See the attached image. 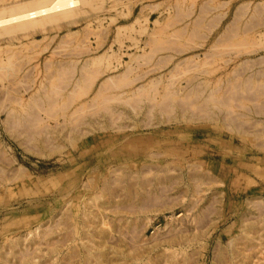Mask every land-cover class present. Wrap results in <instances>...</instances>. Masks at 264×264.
Returning <instances> with one entry per match:
<instances>
[{
  "label": "rangeland",
  "instance_id": "1",
  "mask_svg": "<svg viewBox=\"0 0 264 264\" xmlns=\"http://www.w3.org/2000/svg\"><path fill=\"white\" fill-rule=\"evenodd\" d=\"M16 1L27 2L28 0H0V7L7 6L9 2L14 3ZM5 3L7 5H4ZM99 5H101V8ZM98 6L100 11L98 9L88 10L87 7V11L89 12H87L86 15H81L80 17L78 16L75 20L76 23L65 25L63 22L59 27L49 28L48 32L29 34V37L31 36L32 40H30L31 37L29 38L26 36L27 38H18L17 35L16 38H13L14 40L12 39L9 41L11 43L7 42L6 39L0 40V50L2 49L1 51H6L8 49L10 52L6 53L11 54L14 52L13 54L16 59L14 57L13 58L17 66L16 70L19 69L18 75H20V79H24L19 84V87L15 88V91L11 92V90H9L8 94L10 93L9 95L12 97H20L21 99L25 100L29 95L37 92L38 86L43 79L44 74L53 71L54 68H58L55 66H67L65 71L69 72H64L63 75L65 77H70L73 74L75 79L80 78V87L82 86L81 89H79L80 87L77 89L78 93L76 92L74 96L71 95L74 98H72L73 100L71 103L66 106L68 109L66 112L70 114L76 105L90 102L89 100L97 91L99 86L105 80L110 79L111 77V80L108 81V84L110 81H113L112 79H114V82H110L112 84L108 86V88L111 90L115 88L113 90L114 92H116L117 89V91L120 93L123 92L122 96L129 97L128 103H123L122 101L121 103L123 104L117 103L119 108L120 106L122 107L121 113L119 114L121 118L114 124L115 127L121 126V128L126 133L134 134L137 132L143 137H147L149 133L154 131H168L169 133L171 132V134L168 135V139H170L171 143H174L173 145H175V142L179 139L184 142V151L186 149L185 146H187L186 143L190 145L187 147L193 149V147L197 146L194 145V139H206L208 138L209 132H215H212V134L210 133V135L215 137L214 139H217V141L225 143L229 140V136L232 134L236 135L235 137L241 136L245 139V142L243 143L244 145H241L240 147H238L236 141L234 142V146H237L238 148L244 147L245 150H247L245 152V157L249 158L251 153L255 158L264 159V107L260 106V104H247L249 105V110L248 108L244 110L236 109L235 113L238 114L239 118L236 116L237 119L234 122L235 124L228 123V121L216 122L215 120H207L208 122L194 119L188 120L186 122L174 120V111L170 107H165L161 113L159 112L158 108L154 109L153 111H146V113L143 111L142 114H138L140 115L138 119L141 120V123H136V120L133 122L128 121L126 124L125 122H122V117H124L126 114H130L132 112V116H135L134 114L136 112V106H147L149 104L153 105L155 103H159L160 100L158 97L160 94H162V90L166 88V90H169V88L174 89L180 86L184 88L187 84H189V81H205L213 84V82L215 83L217 81L216 79L218 78L220 81L217 82L223 83L224 85L225 80L228 77L232 80L235 79V81H238V83L239 81L240 83L244 82L243 85L247 83L246 81L252 85L254 83H263L257 87L261 89L263 88L262 92H264V0H102L100 4H97V7ZM64 43H66V45ZM1 57L6 60L5 56L1 55ZM97 57H99L98 62H102H99L96 65H90L89 68L82 70L81 73L78 71L80 66L82 67L86 64L89 65L91 60ZM45 62L46 65H44ZM60 62H62L63 65L62 63L60 64ZM71 67L73 68L72 70ZM180 72L185 73L182 74ZM94 75L96 77H94ZM34 76H36V78ZM116 78L117 80L115 81ZM191 78H193V80ZM88 79L90 81H88ZM69 83H71V81H69ZM156 83L159 84L156 85ZM153 86H156V89ZM2 89L3 88H1L0 85V93L4 92ZM140 90L142 92H140ZM131 91L138 93L137 95H130ZM248 92L250 93L251 91ZM8 94H6V96L0 95V101L2 97L3 99H7ZM68 95L69 94L66 96ZM133 96H138V99L135 101ZM262 100L264 101V96ZM118 102H120V100ZM128 106H130V109ZM134 107L136 108L134 109ZM194 108L195 107L191 108L192 111ZM63 109L61 110L59 106H55L52 110H50L51 112L49 111L50 114H48L49 112H45V110L40 108L39 111L36 109V115L37 118H41L40 120H43L45 124L52 125L55 122H62L63 118L61 112L65 111H63ZM3 118L4 115L1 112L0 158L2 160L5 159V161L0 162V166L6 168L5 173L8 176L7 177L5 175L6 178L12 179L15 178L13 177L15 175L16 180L15 184L12 182L9 186L10 189L8 191H11V196L8 194V191L5 192L7 195V202L5 201L6 210H4L5 212L2 211L0 214V227L4 223H7V219H11L15 222H18L20 219L25 220L24 222L21 221V224H14L13 231H11V234L9 235L7 233V235L8 237L10 236L9 238L14 236V238L11 239L13 241H15L14 239L18 237V234H22V236L25 237L26 241L28 242L34 238L38 239L37 244L34 246L35 248H28L27 245H25L26 241L22 247L24 253H31L29 256L32 257L29 259H31L33 262L35 261V263H37L39 261L45 260V264H54L55 262V264H57L58 256L61 255V252L62 254H66L67 252L70 255L74 253L73 256L75 258L72 260V262L66 261L64 264H168L165 258V256L168 255L172 256L171 259L174 257L175 261H180L182 258L183 264H245L246 259L243 261L244 256L241 255V253H246L247 251V256H249L248 259L250 258L252 260V257H254L252 261L250 260L252 264H264V236H262L264 235V225H262L264 224V192H262L260 195L251 193L256 189L259 182L255 176L250 174L245 176L243 174V176L241 175L234 183L230 182L231 187L233 188L234 186L233 190H231L235 191L234 194H229L228 191L224 192V189L230 187V185L227 186L228 181L225 180V178H223V183L215 182L212 177L213 175H211L213 173L203 168L200 169L198 174H202L203 171H208L209 176L211 175V180L214 182L211 180L208 181L206 179H202L199 176L194 177L192 183L194 186L192 187L187 186V184L182 181L183 179H180L181 182L178 180L163 182V177L166 175L172 177L175 176L174 178H180L181 174H189L188 170L185 168L186 164H183L180 160H174L171 158L170 160H167L166 165L169 168L167 172H160L159 170L155 171L154 168L156 167L154 166L156 165L153 166V170L145 171L146 175L144 172L138 175L135 171H131V168L118 169L116 166V168H110L108 171L114 176L112 181V185L114 187L109 186L108 189L105 188L106 190L104 189L103 191H100V189L97 187L90 188L85 186L84 189H82V197L79 200L71 201L69 198L72 196V194L69 195V198H60L57 196V194H55L57 193L61 182L54 183L56 182V178L54 179V177L67 172L66 170L69 168H66L63 166V164L67 158L70 156H75L81 150V142L78 141L72 148L65 147L64 150H54L50 154L39 156L33 153V150H31L29 145L28 147L30 149H25L26 147L18 145L16 140L12 139L5 132V125L2 122ZM75 118L78 123H80V116ZM76 120H74L73 127L75 125L76 127L74 128H77L79 131H83V128L81 129L80 126H77V122L75 123ZM42 125L43 124L40 123L38 126L42 127ZM234 127L240 128V134L229 131ZM185 132L189 135H186ZM177 134L178 136H176ZM150 136L155 139L154 135ZM234 140H237V138ZM207 146H212V144ZM207 146L201 148L199 152L205 150ZM196 149L198 150V147H196ZM151 150L152 152H157L156 149ZM218 150L221 151V149ZM146 159L144 162H150L148 159ZM85 161L86 160H82L79 161V163H84ZM251 163L254 164L255 160H252ZM210 164V167L213 165L215 168L222 167L223 170H226L227 172H235L236 170L231 165L223 164L221 162L210 161ZM162 167L164 168V166ZM117 169L119 172H117ZM195 174H197V172H195ZM87 175L88 174L86 171L81 172V174L79 173V177L82 181L86 180ZM26 176H29L33 179L42 178L45 180L43 181V185H45V189H43L44 191L42 192L43 194L32 200H30V198L34 197H26L23 194L24 190H21L22 182L24 181L26 183L28 181ZM145 179L149 181H146ZM161 179L162 182L159 181ZM70 181V177L67 176L63 183L67 184ZM142 182L144 183L142 184ZM140 183L144 188L142 186L140 187ZM128 185L130 186L129 189L131 190L128 189ZM261 185V187L264 188V184ZM213 188H216L218 191L217 195H215V193L210 190ZM106 191L107 193H105ZM141 193H145V197L140 201L142 202V205L138 207L137 199H139V195ZM133 194L135 196H132ZM115 195L118 197V200ZM239 195L240 197H238ZM256 196L259 197L255 198ZM149 200L151 202L155 200V202L151 203ZM87 202L89 203L86 204ZM228 208L233 211L232 217L229 219V221L227 220L226 222H219V224H216L219 219L218 217H223L227 214ZM10 209L11 211H9ZM208 209L210 211H208ZM107 210L109 211L107 212ZM94 211H96V214ZM74 213H77V215L79 214L76 216V219L79 221H77L79 228L78 226H75L76 219L73 216ZM212 213L214 214L212 215ZM239 215H244L245 218L242 219L241 225L240 219L238 218ZM94 216L96 218H93ZM83 218L86 220L85 225L80 224L82 223ZM89 219H92L90 222L91 224L89 223ZM101 219L103 222L102 225L104 226L99 227L101 229L93 228L94 225L96 226V223ZM244 220L248 224L242 225L245 223ZM41 222H43L45 226L39 228V224ZM213 223L217 226L216 229L212 227L214 226ZM185 224H189V226L191 225L190 227L192 230L186 231L184 229ZM59 225L61 227H59ZM249 225H252V227ZM179 227L183 228L184 230L182 229L181 232V229L178 230ZM248 228H251V230ZM42 229H47L53 234L51 236L53 238L48 241L49 243L47 240H44V242L42 237L38 236L44 235L48 232H45ZM54 229L55 232H53ZM174 230L176 231L173 232ZM177 230L179 233H177ZM57 231L59 232L57 233ZM60 231L63 234L60 233ZM120 232H123L124 234H121ZM92 233H95L96 235ZM101 233H104L107 237L105 239L106 242L103 243L105 249L103 257H99L100 261L98 260L99 258H95L93 260L91 259L88 261L89 263L87 260H82V257L85 256L83 254L85 249L94 248L96 246L101 248L99 239ZM119 235H121L122 238ZM199 235H202L201 239L194 240V238ZM257 236L260 238H257ZM61 237H63V239ZM109 237L110 239H108ZM125 237L127 238V241ZM249 237H253L252 240H249ZM116 238L119 241H117ZM171 238L176 240L180 239L179 241H181L182 246H167L168 244L166 245V243ZM55 239L61 243V245L57 241H54ZM91 239L94 240L91 242L88 241ZM247 240L249 241L247 242ZM60 241L64 242L62 243ZM94 241H96L95 244ZM112 242H114L113 246H111V244H113ZM127 242H129V244ZM52 244L57 246L56 251L58 253L54 252L50 254L48 247L50 245L52 246ZM241 244L245 247H243ZM38 245L40 247H38ZM111 249L114 250V252ZM117 249L121 252H118ZM252 250L256 251V254L259 257L257 256L256 258V254ZM72 251L74 252L72 253ZM172 251L173 253H171ZM233 253H236V256L239 254L237 259H235V256V258L232 256L234 255ZM78 255L80 259L79 257H76ZM51 258L54 260L52 259V261ZM104 258H107V260L104 261ZM177 258H179V260H177ZM16 262L17 261L11 257L7 261L8 264H16ZM1 263L2 262L0 261V264Z\"/></svg>",
  "mask_w": 264,
  "mask_h": 264
},
{
  "label": "bare ground",
  "instance_id": "2",
  "mask_svg": "<svg viewBox=\"0 0 264 264\" xmlns=\"http://www.w3.org/2000/svg\"><path fill=\"white\" fill-rule=\"evenodd\" d=\"M21 1V0H20ZM3 2V1H2ZM102 0H31V1H16L14 3H10L7 5L6 3L4 5L7 6H2L0 7V40H7V42L11 41L13 38H18L21 37H29V34H34L38 32H48L49 28H54V27H59L63 22L64 24H71V23H76V18L81 15H86L87 12V7L88 10L92 9H98L99 6L101 8V5L97 7V4H100ZM176 3V2H175ZM3 4V3H1ZM175 6V5H174ZM216 6V5H215ZM114 8V7H113ZM260 8V7H259ZM167 9V8H166ZM181 10V9H180ZM256 10V9H255ZM96 11V10H94ZM100 11V10H99ZM151 11V10H150ZM202 13V12H201ZM176 17V16H175ZM86 20V19H85ZM100 20V19H99ZM202 20V19H201ZM200 20V21H201ZM195 21V20H194ZM138 22V21H137ZM173 22V21H172ZM157 24V23H156ZM175 24V23H174ZM163 25V24H162ZM101 26V25H100ZM168 26V25H167ZM185 26V25H184ZM194 26V25H193ZM207 28V27H206ZM117 30V29H115ZM164 30V29H162ZM161 30V31H162ZM210 30V29H209ZM145 31V30H144ZM190 32V31H189ZM192 33V32H191ZM150 34V33H149ZM154 34V33H153ZM189 34V33H188ZM232 34V33H231ZM17 35V36H16ZM71 35V34H70ZM153 36V35H152ZM228 36V35H226ZM31 37V36H30ZM29 37V38H30ZM117 37V36H116ZM225 37V36H224ZM244 37V36H243ZM27 38V37H26ZM84 38V37H83ZM224 39V38H223ZM243 39V38H242ZM14 40V39H13ZM16 40V39H15ZM32 40V37L31 39ZM35 40V39H34ZM68 40V39H67ZM117 40V38H116ZM252 40V39H251ZM26 41V40H25ZM148 41V40H147ZM156 41V40H155ZM6 42V41H5ZM66 42V41H65ZM114 42V41H113ZM11 43V42H9ZM68 43V42H67ZM165 43V42H164ZM171 43V42H170ZM229 43V42H228ZM248 43V42H247ZM29 44V43H28ZM66 45V43H64ZM225 44V43H224ZM159 45V43H158ZM249 45V44H248ZM260 45V44H259ZM5 46V45H4ZM8 46V45H7ZM1 47V46H0ZM9 47V46H8ZM35 47V46H34ZM220 47V46H219ZM226 47V46H225ZM224 47V48H225ZM232 47V46H230ZM263 47V46H262ZM7 48V47H6ZM10 48V47H9ZM19 48V47H18ZM22 48V47H21ZM190 48V47H189ZM217 48V47H216ZM221 48V47H220ZM233 48V47H232ZM65 49V48H64ZM212 49V48H211ZM223 49V48H222ZM242 49V48H241ZM246 49V48H245ZM244 49V50H245ZM2 50V49H1ZM0 50V85L2 90L4 92H1L0 95L6 96L8 94V91L11 90L15 91V88L19 87V84L24 80L20 79V75H18V70H16L17 66L15 64L14 60V52L9 54L6 52H10V50L6 51H1ZM79 50V49H78ZM20 51V50H19ZM27 51V50H26ZM62 51V50H61ZM18 52V51H16ZM79 52V51H78ZM182 52V51H181ZM19 53V52H18ZM23 53V52H22ZM211 53V52H210ZM21 54V53H20ZM74 54V53H73ZM212 54V53H211ZM1 55L5 56V59L1 57ZM19 56V55H17ZM63 56V55H62ZM14 57V58H13ZM214 57V56H213ZM98 58H93L91 60V63L88 65L80 66L78 71L80 73L82 70H85L86 68H89L90 65H96L98 62ZM102 58V57H101ZM107 58V56H106ZM109 58V57H108ZM16 59V58H15ZM50 60V59H48ZM88 60V59H87ZM18 61V60H17ZM27 61V60H26ZM25 61V62H26ZM53 61V60H52ZM150 61V60H149ZM249 61V60H248ZM28 62V61H27ZM49 62V61H48ZM47 62V63H48ZM54 62V61H53ZM145 62V61H144ZM50 63V62H49ZM48 63V64H49ZM56 63V61H55ZM59 63V61H58ZM62 62H60L61 64ZM146 63V62H145ZM261 63V62H260ZM18 64V63H17ZM46 65V62L45 64ZM59 65V64H58ZM63 65V63H62ZM101 65V64H100ZM205 65V64H204ZM254 65V64H253ZM185 66V65H184ZM201 66V65H200ZM203 66V65H202ZM47 67V66H46ZM45 67V68H46ZM58 67L57 69L54 68L53 71L47 72L44 74L43 79L41 80L37 92L34 94L29 95L25 100L21 99L20 97H12L11 95H7V99L1 98L0 101V110L4 115V118L2 119V122L4 123L5 127L4 130L5 132L14 140H16V143L22 147H26L25 149L29 148L28 145L31 147V150H33V153L39 156H44L46 154H50L51 152L55 151H60L64 150L66 147H73L78 141L81 142L80 146V151L73 157L67 158L63 166L66 168L68 167L69 169L66 170L67 172L58 175L56 178V182L54 183H60V187L57 190V196L62 198L66 197L69 198V195L72 194V196L69 198L71 201L73 200H79L82 195L84 187H97L100 189V191H103L105 188L108 189L109 186H113L112 181H113V174L109 172L108 170L110 168H122V169H129L131 168V171H135L138 175L142 174L145 171H151L154 170L157 171L159 170L167 172L169 170L167 164V160H170L171 158L174 160H180L182 161L183 164H186L185 168L188 170V175L186 174H181L180 178L179 177H172V176H164L163 177V182L167 181H174L180 179L187 184V186H194L193 180L194 177L199 176L202 179L206 180H211L212 178L210 177L213 175V180L218 183H223L224 179L227 180V186L230 185V187L224 189V192H229V194H234L235 191L231 187L230 182L234 183L241 175L243 174L246 176L247 174L253 175L259 180L258 185L254 191L251 193L258 194L260 195L262 192H264V188H262L261 184H264V159L263 158H255L253 157V154L250 153V157H245V150L244 147L238 148L241 145L243 146L245 139L241 136L232 135L229 136V140L225 142L217 141V139H214L215 137H212L210 133H208V138L206 139H194V145H197L198 150L196 147H193L191 149L188 143L185 149L183 150V143L181 139L177 140L175 145L174 143H171L170 139H168V135L171 134L168 131H154L149 133L147 137H143L140 133L135 132L133 133H126L121 126L115 127V122L119 120L120 113H121V106L120 108L118 107L119 105L117 103H128L129 97H124L122 96L123 92H119L116 89V92L113 90L109 89L108 86H110L114 82L110 81L108 84V81L111 80L107 79L105 80L97 89V91L92 95L91 99L89 100L90 102L88 103H80L76 105V107L71 111L70 114L66 112L67 105L71 103L73 100L72 96L75 95V93H78V88L80 87V78L75 79L73 74L69 76H64V72L68 73L65 71L66 67L62 66H55ZM22 68V67H21ZM20 68V69H21ZM107 68V67H106ZM189 68V67H188ZM240 68V67H239ZM47 69V68H46ZM73 68L71 67V70ZM152 69V68H151ZM150 69V70H151ZM16 70V71H15ZM94 70V69H93ZM97 70V69H96ZM196 70V69H195ZM202 70V69H201ZM245 70V69H244ZM258 71V70H257ZM31 72V71H30ZM93 72V71H92ZM176 72V71H175ZM187 72V71H186ZM193 72V71H192ZM198 72V71H197ZM262 72V71H261ZM90 73V72H89ZM94 73V72H93ZM92 73V74H93ZM177 73V72H176ZM182 73V72H180ZM185 73V72H183ZM182 73V74H183ZM175 74V73H174ZM23 75V74H22ZM79 75V74H78ZM83 75V73H82ZM122 75V74H121ZM120 75V76H121ZM234 75V74H233ZM81 76V75H80ZM124 76V75H123ZM180 76V75H179ZM26 77V76H24ZM23 77V78H24ZM36 78V76H34ZM82 77V76H81ZM86 77V76H85ZM94 77H96L94 75ZM109 78V77H108ZM233 78V77H232ZM251 78V77H250ZM172 79V77H171ZM193 80V78H191ZM247 79V78H246ZM245 79V80H246ZM34 80V79H33ZM117 78L115 79V81ZM120 80V79H118ZM170 80V79H169ZM174 80V79H173ZM217 81H220V79H216ZM250 80V79H249ZM37 81V80H36ZM71 81V83H69ZM84 81V79H83ZM88 81H90L88 79ZM160 81V80H158ZM195 81V80H194ZM194 81H189V84H187L184 88L183 87H177V88H169V90H162V94L158 97L159 103L155 104H149V105H140L139 107L136 106V112L135 116H132V112L130 114L124 115L122 122L126 124V122H133L136 120V123H141V120L138 119L140 115L142 114L143 111H153L154 109H159V112H163V109L165 107H170L174 111L173 118L174 120H179V121H188L191 119L194 120H204V121H218V122H225L228 121V123L233 124L235 120L237 119L236 116L238 117V114L235 113L236 109H246L248 108L249 105L251 104H260V106L264 107V101L262 100L264 96V92H262L263 88H259L257 86H260L261 84L254 83L253 85L250 84L248 81L247 83L243 85V83H238V81L229 79L228 77L225 80V84L219 83V82H213V84H210V82H205V81H200V82H194ZM210 81V80H209ZM122 82V81H121ZM125 82V81H123ZM155 82V80H154ZM82 83V82H81ZM85 83V81H84ZM118 83V82H117ZM151 83V82H150ZM32 84V83H31ZM107 84V85H106ZM116 84V83H115ZM120 84V83H119ZM117 84V85H119ZM131 84V83H130ZM159 84V83H158ZM156 83V85H158ZM256 84V85H255ZM150 85V84H148ZM155 85V84H154ZM167 85V84H166ZM169 85V84H168ZM174 85V84H172ZM171 85V86H172ZM86 86V85H84ZM122 86V83H121ZM179 86V85H178ZM82 87V86H81ZM81 87L79 89H81ZM116 87V86H115ZM145 87V86H144ZM151 87V86H150ZM156 89V86H153ZM13 88V89H12ZM119 88V87H118ZM121 88V87H120ZM87 89V87H86ZM146 89V88H144ZM18 90V89H16ZM150 90V89H149ZM148 90V91H149ZM153 90V89H152ZM23 91V90H22ZM36 91V90H35ZM81 91V90H80ZM147 91V92H148ZM178 91V93H177ZM248 91H251L250 93ZM84 92V91H83ZM131 91L130 95H137L138 92H133ZM140 92H142L140 90ZM156 92V91H154ZM80 93V92H79ZM21 94V93H20ZM69 94L68 96H66ZM143 94V93H142ZM72 95V96H71ZM155 95V94H154ZM77 96V94H76ZM75 96V97H76ZM82 96V94H81ZM135 98V101L138 99V96H133ZM132 97V98H133ZM5 100V101H4ZM120 100V102H118ZM152 100V99H151ZM139 101V100H138ZM137 101V102H138ZM155 101V100H153ZM157 101V100H156ZM121 103V104H123ZM140 103V101H139ZM250 103V104H249ZM142 104V103H141ZM148 104V103H147ZM249 104V105H247ZM262 104V105H261ZM127 105V104H126ZM60 107L61 110L63 109L64 112L62 113V122H55L52 125L45 124L43 120H40L41 118H37L36 115V109L39 111L40 108L42 110H45V112H49L50 110L53 109V107ZM130 106H128L129 108ZM192 107H195L194 110L192 111ZM127 108V110H128ZM144 108V109H143ZM130 109V108H129ZM133 109V108H132ZM57 110V108H56ZM249 110V108H248ZM247 110V111H248ZM172 111V112H173ZM0 112V113H1ZM51 112V111H50ZM50 112L48 114H50ZM53 112V111H52ZM60 112V111H59ZM130 112V111H129ZM158 112V111H157ZM39 113V112H38ZM149 113V112H148ZM169 113V112H168ZM239 113V112H238ZM53 114V113H52ZM46 115V114H44ZM123 115V114H121ZM160 115V114H159ZM80 116V123L76 120L75 117ZM147 116V115H145ZM49 117V116H48ZM160 117V116H159ZM167 118V117H166ZM239 118V117H238ZM75 123L77 122V126H80L81 129L83 128V131H79L73 124L74 120ZM149 119V118H148ZM79 120V119H78ZM143 120V119H142ZM119 122V121H118ZM121 122V121H120ZM191 122V121H190ZM208 122V121H207ZM43 124L42 127L38 126L39 124ZM151 123V122H150ZM144 124V123H143ZM235 124V123H234ZM114 125V126H113ZM128 125V124H127ZM141 125V124H140ZM38 126V127H37ZM136 126V125H134ZM239 126V125H238ZM126 127V126H125ZM240 128L234 127L233 129H230L229 131L231 132H237L240 134ZM166 130V129H165ZM179 130V129H177ZM255 131V130H254ZM130 132V131H129ZM179 132V131H178ZM177 133V132H176ZM215 133V132H213ZM230 134L229 132H227ZM250 133V132H249ZM186 134V132H185ZM188 134V133H187ZM186 134V135H187ZM248 134V133H247ZM150 135H154V138L151 137ZM189 135V134H188ZM205 135V134H204ZM217 135V134H216ZM244 135V134H243ZM254 135V134H253ZM150 136V137H149ZM178 136V134L176 135ZM221 137V136H220ZM237 138V140H234ZM253 139V138H252ZM184 140V139H183ZM188 141V140H187ZM215 141V142H214ZM237 142V146H234V142ZM209 144H212V146H207ZM204 146H207L205 150H202L201 152L200 149L204 148ZM259 146V145H258ZM262 146V145H261ZM76 147V146H75ZM211 147V149H210ZM257 147V146H256ZM30 149V148H29ZM75 149V148H74ZM151 149H156L157 152H152ZM218 149H221L218 150ZM254 150V149H253ZM6 154V153H5ZM1 156V155H0ZM148 159L150 162H144L145 159ZM146 159V160H147ZM191 159V160H190ZM0 158V162H4ZM86 160L84 163H79V161ZM252 160H255V163L252 164ZM210 161H215V162H221L223 164H229L232 167H234L236 170L234 171H226L223 170V168H218L213 165L210 167ZM178 162V161H177ZM1 164V163H0ZM8 164V163H7ZM152 164V167H151ZM156 165V166H154ZM161 165V166H160ZM3 166V165H2ZM113 166V167H112ZM116 166V167H115ZM149 166V168H148ZM154 166V167H153ZM164 166V168L162 167ZM158 167V168H157ZM161 167V168H160ZM8 168V167H7ZM65 168V169H66ZM160 168V169H159ZM206 169L209 170L211 173L210 176L208 174V171H203L202 174H198L200 169ZM5 167L0 166V214L2 211L6 210L5 206V201H6V194L5 192L10 189V184L13 182L15 184L16 176L14 175L12 179H8L5 177L7 174L5 173L6 170ZM117 169V170H118ZM115 170V169H114ZM22 171V170H21ZM86 171L87 172V177L85 181H82L81 178L79 177V173ZM116 171V170H115ZM193 171V173H192ZM119 172V170L117 171ZM187 172V171H186ZM197 172V174H195ZM223 172V173H222ZM13 173V172H12ZM11 173V174H12ZM225 173V174H224ZM115 175V174H114ZM119 175V174H118ZM117 175V176H118ZM129 175V174H128ZM135 175V174H133ZM132 175V176H133ZM146 175V174H145ZM69 176L71 181L67 184H64L63 181L64 179ZM131 176V177H132ZM8 177V176H7ZM28 178V181L25 183L24 181L22 182V191L24 190V195L26 197H34L30 198V200L35 199L39 197L42 192L45 189V185L42 178L40 179H33L29 176H26ZM25 177V178H26ZM142 177V176H141ZM160 177V176H159ZM162 177V176H161ZM124 178V175H123ZM134 178V177H133ZM198 178V177H197ZM250 178V177H248ZM18 179V178H17ZM137 179V178H136ZM21 180V179H20ZM146 180V179H145ZM251 180V179H249ZM67 181V179H66ZM116 181V179H115ZM119 181V180H118ZM117 181V182H118ZM122 181V180H121ZM142 181V180H141ZM149 181V180H146ZM162 182V179L159 180ZM158 181V184H159ZM196 181V180H195ZM200 181V180H199ZM212 181V180H211ZM212 181V182H214ZM248 181V180H247ZM68 182V181H67ZM116 182V183H117ZM123 182V181H122ZM121 182V183H122ZM128 182V181H127ZM145 182V181H144ZM142 182V184L144 183ZM181 182V181H180ZM207 182V181H206ZM28 183V184H27ZM149 183V182H148ZM217 183V184H218ZM12 184V185H13ZM115 184V183H114ZM134 184V183H133ZM151 184V183H150ZM205 184V183H202ZM209 184V183H208ZM215 184V183H214ZM121 185V184H120ZM216 185V184H215ZM118 186V184H117ZM140 183V187H141ZM253 186V185H252ZM264 186V185H263ZM114 187V186H113ZM124 187V185H123ZM128 185V189H129ZM143 187V186H142ZM208 187V186H207ZM206 187V188H207ZM210 187V186H209ZM96 188V189H97ZM144 188V187H143ZM142 188V189H143ZM105 189V190H106ZM119 189V186H118ZM42 190V191H41ZM113 190V189H112ZM116 190V189H115ZM131 190V189H129ZM215 193V195L218 194V191L216 188L210 189ZM18 191V190H17ZM56 191V190H55ZM91 191V189H90ZM120 191V190H119ZM147 191V189H146ZM145 191V192H146ZM9 192V191H8ZM11 192V191H10ZM10 192L8 193L10 195ZM94 192V191H93ZM117 192V191H116ZM122 192V189H121ZM182 192V191H181ZM208 192V191H207ZM92 193V192H91ZM107 193V191L105 192ZM136 193V192H135ZM221 193V192H220ZM12 194V193H11ZM19 194V193H18ZM46 194V193H45ZM113 194V193H112ZM116 194V193H115ZM118 194V193H117ZM154 194V193H153ZM211 194V193H210ZM209 194V195H210ZM240 194V193H239ZM13 195V194H12ZM20 195V194H19ZM114 195V194H113ZM119 195V194H118ZM160 195V194H159ZM220 195V194H219ZM11 196V195H10ZM97 196V195H96ZM108 196V195H107ZM116 196V195H115ZM114 196V198H115ZM120 196V195H119ZM130 196V195H129ZM132 196H135L134 194ZM251 196V195H250ZM254 196V195H253ZM9 197V196H8ZM22 197V196H21ZM52 197V196H51ZM113 197V196H112ZM117 197V196H116ZM126 197V196H125ZM145 197V193H141L139 195V199H137V204L138 207L142 205V202H140L143 198ZM154 197V196H153ZM152 197V198H153ZM162 197V196H161ZM221 197V195H220ZM233 197V196H232ZM240 197V195L238 196ZM259 196H256L257 198ZM41 198V197H40ZM57 198V197H56ZM55 198V199H56ZM101 198V197H100ZM99 198V199H100ZM104 198V197H103ZM109 198V197H108ZM168 198V197H167ZM234 198V197H233ZM243 198V197H242ZM19 199V198H18ZM97 199V198H96ZM128 199V198H127ZM151 199V198H150ZM157 199V198H156ZM155 199V200H156ZM199 199V198H198ZM245 199V198H244ZM27 200V199H24ZM29 200V201H30ZM107 200V199H106ZM111 200V199H110ZM116 200V199H115ZM114 200V201H115ZM118 200V197H117ZM122 200V199H121ZM120 200V202H121ZM132 200V199H131ZM153 200V202H155ZM158 200V199H157ZM208 200V199H207ZM240 200V199H239ZM248 200V199H247ZM246 200V201H247ZM15 201V200H14ZM20 201V200H19ZM67 201V200H66ZM94 201V199H93ZM98 201V200H97ZM105 201V200H104ZM103 201V202H104ZM109 201V200H107ZM126 201V200H125ZM148 201V200H147ZM150 201V200H149ZM159 201V200H158ZM171 201V200H170ZM217 201V200H216ZM241 201V200H240ZM7 202V201H6ZM49 202V201H48ZM51 202V201H50ZM151 202V201H150ZM151 202V203H153ZM157 202V201H156ZM259 202V201H258ZM10 203V202H9ZM33 203V202H32ZM80 203V202H79ZM87 202L86 204H88ZM133 203V202H132ZM158 203V202H157ZM160 203V202H159ZM209 203V202H208ZM232 203V202H231ZM248 203V202H247ZM18 204V203H17ZM28 204V203H27ZM30 204V202H29ZM28 204V205H29ZM36 204V203H35ZM48 204V203H47ZM72 204V203H71ZM76 204V203H75ZM82 204V203H81ZM91 204V203H90ZM134 204V203H133ZM148 204V202H147ZM155 204V203H154ZM251 204V203H249ZM31 205V204H30ZM62 205V204H61ZM95 205V204H94ZM110 205V204H109ZM219 205V204H217ZM222 205V204H221ZM248 205V204H247ZM245 205V206H247ZM252 205V204H251ZM40 206V205H39ZM82 206V205H81ZM89 206V205H88ZM93 206V205H91ZM107 206V205H106ZM132 206V205H131ZM130 206V207H131ZM213 206V205H212ZM32 207V206H31ZM66 207V205H65ZM77 207V206H76ZM86 207V206H85ZM90 207V206H89ZM94 207V206H93ZM114 207V206H113ZM120 207V206H118ZM122 207V206H121ZM129 207V206H128ZM146 207V206H145ZM161 207V206H160ZM206 207V206H205ZM222 207V206H221ZM253 207V206H252ZM46 208V207H45ZM75 208V207H74ZM91 208V207H90ZM127 208V207H126ZM135 208V207H134ZM143 208V207H142ZM147 208V207H146ZM211 208V205H210ZM248 208V207H247ZM96 209V208H95ZM102 209V208H101ZM113 209V208H112ZM133 209V208H132ZM131 209V210H132ZM145 209V208H144ZM143 209V211H144ZM206 209V208H204ZM48 210V209H47ZM81 210V209H80ZM83 210V209H82ZM100 210V209H98ZM97 210V211H98ZM122 210V209H121ZM134 210V209H133ZM8 211V210H7ZM11 211V209L9 210ZM32 211V210H31ZM78 211V210H77ZM109 210H107L108 212ZM113 211V210H112ZM115 211V210H114ZM127 211V210H126ZM135 211V210H134ZM141 211V210H139ZM208 211H210L208 209ZM220 211V210H219ZM5 212V211H4ZM45 212V211H44ZM82 212V211H81ZM96 211H94L95 213ZM104 212V211H103ZM23 213V212H22ZM52 213V212H51ZM65 213V212H64ZM88 213V212H87ZM129 213V212H127ZM126 213V214H127ZM210 213V212H209ZM264 213V212H263ZM81 214V213H80ZM85 214V213H84ZM96 214V213H95ZM107 214V213H106ZM130 214V213H129ZM214 213H212L213 215ZM9 215V214H8ZM7 215V216H8ZM16 215V214H15ZM32 215V214H31ZM61 215V214H60ZM79 215V214H78ZM77 213H74L73 216L75 219L78 216ZM104 215V214H103ZM139 215V214H138ZM141 215V214H140ZM147 215V214H146ZM149 215V214H148ZM233 211H231L229 208L227 210V214L224 215L223 217H218V222L216 224H219V222H226L227 220L232 217ZM19 216V215H18ZM37 216V214H36ZM55 216V215H54ZM68 216V215H66ZM65 216V217H66ZM86 216V214H85ZM145 216V215H144ZM218 216V215H217ZM16 217V216H15ZM58 217V216H57ZM82 217V215H81ZM102 217V216H101ZM100 217V218H101ZM197 217V216H196ZM29 218V217H28ZM68 218V217H67ZM87 218V217H86ZM93 218H96L95 216ZM238 218L240 219V225L241 221L244 218V215H239ZM245 219V218H244ZM88 220V219H87ZM92 220V219H91ZM89 219V223L91 222ZM98 220V219H96ZM95 220V221H96ZM107 220V219H106ZM104 220L105 222H107ZM109 220V218H108ZM199 220V219H198ZM224 220V221H223ZM21 221L24 222V219H20L18 222H15L11 219H7V223H4L0 227V261L3 264H8L7 261L8 259L14 258L17 262L16 264H45V260L39 261L35 263L33 262L29 255L24 253L22 250V247L24 245V242L26 241L25 237L22 236V234H18V237H16L13 241L11 240L13 237L9 238L8 235L11 234L10 232L13 231V226L14 224H21ZM40 221V220H39ZM59 221V220H58ZM61 221V220H60ZM63 221V220H62ZM78 220L76 219L75 226H78ZM127 221V220H126ZM215 221V220H214ZM262 221V220H261ZM85 218H83L82 223L85 225ZM104 222V223H105ZM123 222V221H122ZM128 222V221H127ZM245 222V220H244ZM252 222V221H251ZM49 223V222H48ZM95 223V222H94ZM131 223V222H130ZM182 223V222H181ZM64 224V223H63ZM91 224V223H90ZM102 219L99 220L96 223V226L94 225L91 226L95 229L102 227ZM127 224V223H126ZM214 224V223H213ZM225 224V223H224ZM248 224L245 222L242 225ZM251 224V223H250ZM58 225V224H57ZM93 225V224H92ZM264 225V224H262ZM45 224L41 222L39 224V228L44 227ZM55 226V225H54ZM68 226V223H67ZM70 226V225H69ZM191 226V225H190ZM189 226V224L184 225V229L187 231L192 230V228ZM212 226V225H211ZM220 226V225H219ZM235 226V225H234ZM252 227V225H249ZM256 226V225H255ZM59 227H61L59 225ZM63 227V225H62ZM85 227V226H84ZM90 227V225H89ZM88 227V228H89ZM194 227V226H193ZM204 227V226H202ZM214 229H216V225L212 226ZM248 227V225H247ZM263 227V226H261ZM55 228V227H54ZM58 228V227H57ZM79 228V226H78ZM107 228V227H106ZM242 228V227H241ZM101 229V228H99ZM98 229V230H99ZM182 229L181 227L178 228V230ZM183 229V230H184ZM196 229V228H195ZM210 229V228H209ZM249 229V228H248ZM254 229V228H253ZM264 229V228H263ZM43 231H48L47 229H42ZM79 230V229H78ZM177 230V233L179 231ZM202 230V229H200ZM231 230V229H230ZM242 230V229H241ZM239 230V231H241ZM251 230V228L249 229ZM174 230L173 232H175ZM20 232V231H19ZM55 232V229L54 231ZM59 231H57L58 233ZM63 232V230H62ZM60 231V233H62ZM95 232V231H94ZM102 232V231H101ZM107 232V231H106ZM116 232V231H115ZM8 233V235H7ZM18 233V232H16ZM98 233V232H97ZM121 234L123 232H120ZM205 233V230H204ZM248 233V232H245ZM257 233V232H256ZM262 233V232H261ZM15 234V233H14ZM63 234V233H62ZM67 234V233H66ZM82 234V232H81ZM95 234V233H92ZM103 234V235H102ZM118 234V233H116ZM115 234V235H116ZM124 234V233H123ZM175 234V233H174ZM194 234V233H193ZM242 234V233H241ZM253 234V233H251ZM264 234V233H263ZM53 234L51 231H48L44 235H38L41 236L43 241L47 240L50 241L53 237H51ZM70 235V234H69ZM84 235V234H83ZM91 235V234H90ZM96 235V234H95ZM99 235V234H98ZM248 235V234H247ZM254 235V234H253ZM258 235V234H257ZM261 235V234H260ZM30 236V235H29ZM28 236V237H29ZM63 236V235H62ZM66 236V235H65ZM64 236V237H65ZM80 236V235H79ZM110 236V235H109ZM121 237V235H119ZM123 236V235H122ZM169 236V235H167ZM195 236V235H194ZM202 235L196 236L194 240H200ZM227 236V235H226ZM252 236V235H251ZM264 236V235H262ZM35 237V236H33ZM91 237V236H90ZM89 237V238H90ZM93 237V236H92ZM118 237V236H116ZM128 237V236H127ZM237 237V236H236ZM256 237V236H254ZM259 236H257L258 238ZM63 239V237H61ZM71 238V237H70ZM83 238V236H82ZM85 238V237H84ZM107 237L105 236L104 233H101V236H99L100 239V244L101 248L99 246H96L94 248H86L83 252L85 255L82 257V260H93V259H98L99 257H103V253L105 251L103 243L106 242ZM112 238V237H111ZM122 238V237H121ZM120 238V239H121ZM126 238V237H125ZM244 238V237H243ZM250 238V237H249ZM253 237H251L249 240H252ZM256 238V239H257ZM260 238V237H259ZM264 238V237H263ZM77 239V238H76ZM88 239V237H87ZM95 239V238H94ZM94 239L88 240V241H93ZM98 239V240H99ZM110 239V237L108 238ZM107 239V240H108ZM129 239V238H128ZM166 239V238H165ZM174 238H171L166 245L172 247L174 246H179L181 245V241L176 240ZM236 239V238H235ZM246 239V238H245ZM244 239V240H245ZM66 240V239H65ZM80 240V239H79ZM96 240V239H95ZM117 240V238H116ZM247 240V242L249 241ZM259 240V239H258ZM38 239L34 238L33 240L31 239L29 242L26 241L27 247H34L37 244ZM41 241V239H40ZM54 241H57L56 239ZM73 241V240H72ZM97 241V240H96ZM94 241V244L95 242ZM119 241V240H117ZM127 241V238H126ZM230 241V239H229ZM228 241V242H229ZM237 241V240H236ZM45 242V241H44ZM58 242V241H57ZM62 242V241H60ZM64 242V241H63ZM62 242V243H63ZM76 242V241H75ZM84 242V241H83ZM81 242V243H83ZM108 242V241H107ZM145 242V241H144ZM235 242V240H234ZM251 242V241H250ZM255 242V241H254ZM49 243V242H48ZM55 243V242H53ZM59 243V242H58ZM66 243V242H65ZM72 243V242H71ZM88 243V242H87ZM111 243V242H110ZM111 246L114 245V242H112ZM129 244V242H127ZM237 243V242H236ZM244 243V242H243ZM252 243V242H251ZM44 244V243H43ZM42 244V245H43ZM47 244V243H45ZM61 245V243H59ZM58 244V245H59ZM69 244V243H67ZM73 244V243H72ZM75 244V243H74ZM90 244V243H89ZM88 244V245H89ZM116 244V243H115ZM161 244V243H160ZM195 244V243H194ZM235 244V243H234ZM240 244V243H239ZM246 244V243H245ZM64 245V244H63ZM71 245V244H70ZM69 245V246H70ZM86 245V244H85ZM126 245V244H125ZM230 245V244H229ZM237 245V244H236ZM235 245V246H236ZM242 245V244H241ZM255 245V244H254ZM45 246V245H44ZM68 246V245H67ZM91 246V245H90ZM89 246V247H90ZM182 246V245H181ZM228 246V245H227ZM231 246V245H230ZM234 246V247H235ZM243 246V245H242ZM38 247H40L38 245ZM117 247V246H116ZM126 247V246H124ZM229 247V246H228ZM245 247V246H243ZM242 247V248H243ZM35 248V247H34ZM37 248V246H36ZM57 246L50 245L48 247V250L51 253H58L56 251ZM65 248V247H64ZM68 248V247H66ZM119 248V247H118ZM42 249V248H41ZM74 249V248H73ZM72 249V250H73ZM110 249V248H109ZM181 249V248H180ZM236 249V248H234ZM251 249V247H250ZM264 249V247H263ZM262 249V250H263ZM22 250V251H21ZM28 250V249H27ZM39 250V249H38ZM64 250V249H63ZM62 250V251H63ZM112 250V249H111ZM121 250V249H120ZM132 250V249H131ZM130 250V251H131ZM164 250V249H163ZM173 250V249H172ZM240 250V249H239ZM244 250V249H243ZM249 250V249H248ZM260 250V249H259ZM35 251V250H34ZM37 251V250H36ZM82 251V248H81ZM114 252V250H112ZM118 251V249H117ZM116 251V252H117ZM171 251V249H170ZM242 251V250H240ZM254 251V250H252ZM26 252V251H25ZM31 252V251H30ZM74 251H72L73 253ZM115 252V253H116ZM121 252V251H118ZM163 252V251H162ZM234 252V251H233ZM261 252V251H260ZM36 253V252H35ZM49 253V252H48ZM125 253V252H124ZM123 253V254H124ZM129 253V252H128ZM173 253V251L171 252ZM256 254V251H254ZM253 253V254H254ZM262 253V252H261ZM45 254V253H42ZM49 254V255H50ZM74 254V253H73ZM70 255L69 253L66 252V254H62L58 256L57 264H64L66 261L72 262V260L75 258L74 256ZM76 254V253H75ZM107 254V253H106ZM112 254V253H111ZM130 254V253H129ZM232 255L235 259H237L238 255L236 256V253H233ZM36 255V254H35ZM80 255V254H79ZM76 256V257H79ZM125 255V254H124ZM171 255V254H170ZM241 255L244 256V259H246L245 264H252L250 258L248 259L249 256H247V251L246 253H241ZM38 256V255H37ZM42 256V255H41ZM45 256V255H44ZM113 256V255H112ZM121 256V255H120ZM164 256V255H163ZM178 256V255H177ZM184 256V255H183ZM182 256V257H183ZM256 254V258H257ZM34 257V256H33ZM40 257V256H39ZM52 257V256H51ZM57 257V256H56ZM108 257V256H107ZM126 257V256H125ZM124 257V258H125ZM162 257V256H161ZM172 256H165L166 262L168 264H183L182 258L180 261H175L174 257L171 259ZM241 257V256H240ZM259 257V256H258ZM41 258V257H40ZM45 258V257H43ZM111 258V257H110ZM164 258V259H165ZM184 258V257H183ZM233 258V260H234ZM255 258V259H256ZM39 259V258H37ZM36 259V260H37ZM53 258H51L52 260ZM80 259V257H79ZM103 259V258H102ZM115 259V257H114ZM153 259V258H152ZM240 259V258H239ZM31 260V261H29ZM54 260V259H53ZM52 260V261H53ZM100 261V258L98 259ZM97 260V261H98ZM107 260V258H104V261ZM160 260V259H159ZM179 260V258H177ZM185 260V259H183ZM249 260V261H248ZM251 260V261H250ZM49 261V260H48ZM96 261V260H95ZM103 261V262H104ZM235 261V260H234ZM242 261V262H243ZM248 261V263H247ZM263 261V260H262ZM21 262V263H20ZM55 262V261H54ZM74 262V261H73ZM80 262V261H79ZM83 262V261H82ZM91 262V261H90ZM115 262V261H114ZM123 262V261H122ZM164 262V261H163ZM1 263V264H2ZM56 263V262H55ZM54 263V264H55ZM76 263V262H75ZM81 263V262H80ZM89 263V262H88ZM69 264V263H68ZM71 264V263H70ZM82 264V263H81ZM90 264V263H89ZM166 264V263H165ZM243 264V263H242Z\"/></svg>",
  "mask_w": 264,
  "mask_h": 264
}]
</instances>
